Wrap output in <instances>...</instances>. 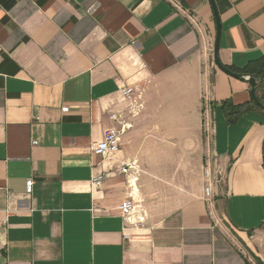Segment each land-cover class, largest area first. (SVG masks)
Listing matches in <instances>:
<instances>
[{"label":"crops","instance_id":"obj_1","mask_svg":"<svg viewBox=\"0 0 264 264\" xmlns=\"http://www.w3.org/2000/svg\"><path fill=\"white\" fill-rule=\"evenodd\" d=\"M215 2L221 63L264 56V0ZM216 32L210 0H0V264H264V113L228 121Z\"/></svg>","mask_w":264,"mask_h":264},{"label":"built area","instance_id":"obj_2","mask_svg":"<svg viewBox=\"0 0 264 264\" xmlns=\"http://www.w3.org/2000/svg\"><path fill=\"white\" fill-rule=\"evenodd\" d=\"M246 78H248V76H246ZM133 92H134V90H133L132 87H123V88H121V93L124 96H126V97H131ZM66 109L67 108H65V110ZM111 117H112L113 120L117 119V117L115 115H112ZM123 127H124V125H122L121 129H119L117 127H109V128H107L105 130V132H104V138L100 142L94 144L91 147L92 153L100 156L102 159H105V158H108L111 154L119 151V149L121 147L120 135L122 133ZM132 167H133L132 165L126 164L122 168V171L124 173H127V172L130 171V169ZM205 175H206V178H207V180L209 182V184L207 185V187L205 189V192H206V195L208 196L207 200L210 203L212 201L211 198H210L211 186H212L211 167H209V166L206 167ZM104 177H105L104 172L102 174H99V175L93 177V183L96 184V185H100L103 182ZM33 183L34 182H33L32 179H29L27 181V191L28 192L32 191ZM131 184H133V182ZM134 200H135V198L132 196V194H130L129 198L124 200L120 204L119 208H120V210L122 212L121 215H122V218L124 220H129L131 214L135 210L137 205L134 204ZM4 221H6V219ZM139 223H140V221H139Z\"/></svg>","mask_w":264,"mask_h":264},{"label":"trees","instance_id":"obj_3","mask_svg":"<svg viewBox=\"0 0 264 264\" xmlns=\"http://www.w3.org/2000/svg\"><path fill=\"white\" fill-rule=\"evenodd\" d=\"M227 67L234 72L253 76L257 81L255 87L256 95L264 104V56L258 60L248 63L243 68ZM222 109L230 123L236 122L244 113L250 110H257L264 113V110L258 106L253 99L245 104H234L231 101H225Z\"/></svg>","mask_w":264,"mask_h":264},{"label":"water","instance_id":"obj_4","mask_svg":"<svg viewBox=\"0 0 264 264\" xmlns=\"http://www.w3.org/2000/svg\"><path fill=\"white\" fill-rule=\"evenodd\" d=\"M210 2L212 5V8L214 10V15H215L216 24H217V32H216V38H215V44H214V61L220 69H222L223 71H225L228 74H231V75H233L235 77H239V78H242V77L246 78V76H248L247 80L251 85L252 99L254 100V102L258 106H260L264 110V104L259 100L258 96L256 95V91H255V87H256V83H257L256 79L249 74H242V73L234 72L221 63L219 56H218L219 40H220V36H221V21H220L219 12H218L215 0H210Z\"/></svg>","mask_w":264,"mask_h":264}]
</instances>
